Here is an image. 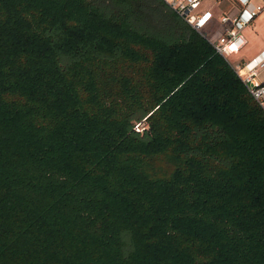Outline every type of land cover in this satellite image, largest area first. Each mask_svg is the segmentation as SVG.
Listing matches in <instances>:
<instances>
[{
  "label": "trees",
  "instance_id": "16d2710c",
  "mask_svg": "<svg viewBox=\"0 0 264 264\" xmlns=\"http://www.w3.org/2000/svg\"><path fill=\"white\" fill-rule=\"evenodd\" d=\"M0 264H264V107L165 0H0Z\"/></svg>",
  "mask_w": 264,
  "mask_h": 264
},
{
  "label": "crops",
  "instance_id": "0c3cea01",
  "mask_svg": "<svg viewBox=\"0 0 264 264\" xmlns=\"http://www.w3.org/2000/svg\"><path fill=\"white\" fill-rule=\"evenodd\" d=\"M198 1L196 12L209 11L211 13V17L199 29L211 41L224 34L226 26L220 21V17L225 14H237L243 7L244 0ZM246 1L250 6H263L248 23L241 27L240 32L245 39L242 46L237 52L229 53L226 56L236 70L252 59L264 60V0ZM253 77L256 82H264V65L256 69ZM262 106L264 107V103Z\"/></svg>",
  "mask_w": 264,
  "mask_h": 264
},
{
  "label": "built area",
  "instance_id": "2783aa9c",
  "mask_svg": "<svg viewBox=\"0 0 264 264\" xmlns=\"http://www.w3.org/2000/svg\"><path fill=\"white\" fill-rule=\"evenodd\" d=\"M171 4L178 13L194 28L200 29L201 26L211 17L209 11L196 12L198 0H165ZM263 5L250 6L246 0L243 1V7L237 14L222 15L220 21L225 24L224 34L211 40L214 48L227 56L229 53L237 52L244 43L245 39L240 32L241 27L248 23L251 18L262 8ZM264 65V60L252 59L237 69L240 77L246 83L250 93L259 101L264 103V82L254 81L255 71L259 66ZM245 68V69H244ZM244 69L243 71H241Z\"/></svg>",
  "mask_w": 264,
  "mask_h": 264
},
{
  "label": "rangeland",
  "instance_id": "374dc122",
  "mask_svg": "<svg viewBox=\"0 0 264 264\" xmlns=\"http://www.w3.org/2000/svg\"><path fill=\"white\" fill-rule=\"evenodd\" d=\"M143 123H144V121H141V123L139 124V126H142L143 125ZM145 124V123H144Z\"/></svg>",
  "mask_w": 264,
  "mask_h": 264
}]
</instances>
